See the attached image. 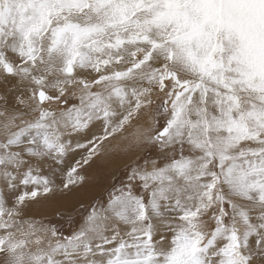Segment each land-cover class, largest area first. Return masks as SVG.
I'll list each match as a JSON object with an SVG mask.
<instances>
[{"label":"snow or ice","instance_id":"1","mask_svg":"<svg viewBox=\"0 0 264 264\" xmlns=\"http://www.w3.org/2000/svg\"><path fill=\"white\" fill-rule=\"evenodd\" d=\"M0 264H264V0H0Z\"/></svg>","mask_w":264,"mask_h":264}]
</instances>
